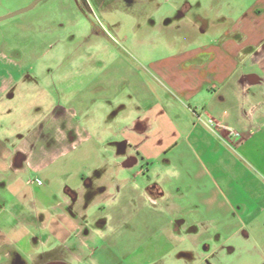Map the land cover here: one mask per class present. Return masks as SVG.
<instances>
[{
  "label": "rangeland",
  "instance_id": "1",
  "mask_svg": "<svg viewBox=\"0 0 264 264\" xmlns=\"http://www.w3.org/2000/svg\"><path fill=\"white\" fill-rule=\"evenodd\" d=\"M34 1L0 0V18L23 10ZM259 6L262 7L259 0H41L31 10L0 21V75L17 72L27 84L16 91L15 98H8L0 105V136L11 138L10 144L0 141V168L6 163L8 153L20 150H27L25 167H30L18 174L10 171L6 175L18 184L14 194L19 195L21 204L15 203L18 205L16 210L21 211L19 206H24L23 201L28 199L31 203L24 206L25 210L35 208L38 211L40 208L34 204L38 192L44 191L49 201L57 204L54 210L45 209L46 216L51 218L60 212L66 215L70 208L65 203L72 200L74 190L83 188L82 179L92 181L95 186L97 179L110 181L113 188L108 197L96 206L75 205L72 208L75 216L79 210L85 211L91 227L98 228L101 219L107 218V233L102 232L87 241V246L96 253L90 259L92 264H200L201 254L206 253L203 248L210 245L208 240L198 239L199 248L191 249L189 254L183 251V248L187 249L186 243H168L172 208L157 182H150L154 177L150 164L131 165L127 160L131 173L126 177L107 172L91 174L94 168L102 166L114 170L109 157L121 150H129L130 146L123 140L80 144L71 140L70 118L76 96L75 93L72 95V90L77 83L72 76L78 72L85 75L89 69L97 73L94 82L99 87L95 89L94 99L88 103V116L86 113L84 116L89 123L94 118L95 125L90 124V129L97 130L108 120L112 122L114 115L122 116L120 104L123 100L128 101L127 113L131 111V87L141 81L136 77L143 75L142 82L152 83L148 76L145 77L144 68L149 63L215 45L225 32L230 33L234 23L244 21L254 11L258 16ZM231 38L239 43L243 40L241 35ZM240 50L242 55L248 46L243 45ZM53 101L62 107L61 113L58 112L60 109L54 114L46 112ZM131 107L135 108L133 104ZM57 117L61 120L55 125L53 120H58ZM34 119L37 126L31 121ZM110 125L111 133L123 128L122 123ZM57 135L64 137V141L52 144L51 141L59 137ZM43 146L48 152L45 158L29 157L30 154L37 155ZM88 152L96 155L85 158ZM38 162L41 169L35 170L34 165ZM139 172L142 175H136ZM124 177L126 181L122 183L120 180ZM95 186L89 192L90 201L99 198V189ZM21 193L25 196L20 197ZM8 196V193L0 194V222L3 212L9 209L11 198ZM152 217L157 220L152 221ZM172 224L176 228L179 226ZM13 225L21 229L14 235H0V264H9L13 257L29 264L33 250L46 251L55 245L50 230L53 223L50 226L46 223L47 229L33 225L28 228L27 224L19 222ZM30 235L32 238L28 239ZM33 238L40 239L38 248H35ZM73 241L74 238H70L66 245ZM223 241L211 240L213 244ZM248 243L252 247L248 249L251 253L234 256L235 264L245 260L264 264V240L252 237ZM11 246L15 250L9 259H5V254L12 251L8 248ZM254 246L260 248L254 249ZM222 251L230 250L223 248ZM59 252L38 255L31 264L63 257ZM216 257L220 264L230 255ZM207 258L208 264H216L214 256Z\"/></svg>",
  "mask_w": 264,
  "mask_h": 264
},
{
  "label": "crops",
  "instance_id": "2",
  "mask_svg": "<svg viewBox=\"0 0 264 264\" xmlns=\"http://www.w3.org/2000/svg\"><path fill=\"white\" fill-rule=\"evenodd\" d=\"M259 1L262 5L258 7L259 15L256 16L254 11L244 21L234 23L230 33L225 32L215 45L149 63L144 68L145 77L148 76L153 84L142 82L143 75L136 77L141 81L131 87V111L127 113L128 101H120V113L123 114L119 117L114 115L112 122L114 125L122 123L123 128L115 132L111 133L112 122L109 120L97 130L90 129L94 118L90 123L84 120L88 103L94 99L95 89L99 87L94 82L97 73L89 69L85 75L78 72L72 76L77 83L72 90V95L75 93L76 96L72 101L74 110L70 118L71 140L77 144L123 140L125 145L130 146L129 150H121L109 157L114 170L102 166L94 168L91 174L107 172L126 177L131 173L127 160L131 165L150 164L149 169L154 176L150 182H157L166 193L168 206L172 208V219L168 221V243H186L187 249L183 248V251L189 254L191 249L196 251L199 248L198 239L208 240L210 245L203 248L206 253L201 254L200 264H208V255L214 256L213 261L218 264L216 256L227 254L230 257L222 259L220 264H235L234 256L251 253L248 250L252 248L248 245L249 238L264 240V0ZM233 35H241L242 43L234 41L231 38ZM243 45H247L248 50L241 55ZM18 75L17 72L0 75V105L8 98H15L21 86L27 87L22 75ZM45 110L47 113H61L62 107L53 101ZM54 119L55 125L61 120ZM31 121L34 126L38 125L35 119ZM10 140L8 136H0L1 142L10 144ZM63 141L64 137L59 136L51 143ZM16 152L8 153L6 163L0 168V194L8 193L11 198L9 209L3 212L0 222V235L7 237L21 229L13 225L14 222L27 224L28 228L33 225L43 229H47L46 223L49 226L53 223L50 230L55 245L46 251L33 250L29 264L36 256L56 250L63 257L46 263L92 264L90 259L96 253L87 246V241L102 232L107 233V218L99 221L102 226L91 227L85 211L79 210L75 216L72 208L75 205L96 206L108 197L113 184L97 179L100 195L90 201L89 192L95 184L82 179L83 188L74 190L72 200L65 203L70 208L66 211L67 217L63 212L51 218L46 216L45 209L54 210L57 204L49 201L44 191L38 192V200L34 204L40 208L38 211L34 207L26 211L24 206L28 207L31 203L26 199L24 206H19L21 212L16 210L18 205H15L20 203L19 195L14 194L18 184L6 175L10 171L18 174L30 167H25L27 150ZM47 153L44 147L35 156L29 153V157L45 158ZM95 155L88 152L84 156L91 158ZM34 169H41L40 162L34 165ZM136 175L142 174L139 172ZM125 177L120 180L122 183H125ZM162 190L159 189V192ZM24 196V193L20 194V197ZM153 220L157 218L152 217ZM172 223L179 226L176 228ZM70 238L74 241L67 246L66 241ZM216 238L224 241L213 244L211 240ZM39 240L33 238L35 248H38ZM8 248L12 251L5 254V259H9L15 250L12 246ZM223 248L230 251H222ZM21 263L28 264L24 260ZM242 264L254 263L245 260Z\"/></svg>",
  "mask_w": 264,
  "mask_h": 264
},
{
  "label": "water",
  "instance_id": "3",
  "mask_svg": "<svg viewBox=\"0 0 264 264\" xmlns=\"http://www.w3.org/2000/svg\"><path fill=\"white\" fill-rule=\"evenodd\" d=\"M39 1H41V0H36L30 6H28L27 8H25L23 10H20V11H17V12H14V13H11V14H9L7 16H4V17L0 18V21L6 20L8 18L17 16L19 14H22L24 12H27V11L31 10ZM46 264H66V263H63V262H49V263H46Z\"/></svg>",
  "mask_w": 264,
  "mask_h": 264
},
{
  "label": "flooded vegetation",
  "instance_id": "4",
  "mask_svg": "<svg viewBox=\"0 0 264 264\" xmlns=\"http://www.w3.org/2000/svg\"><path fill=\"white\" fill-rule=\"evenodd\" d=\"M44 263H46V262H44ZM44 263H41V264H44ZM9 264H23V263H21V261L18 258L13 257Z\"/></svg>",
  "mask_w": 264,
  "mask_h": 264
},
{
  "label": "built area",
  "instance_id": "5",
  "mask_svg": "<svg viewBox=\"0 0 264 264\" xmlns=\"http://www.w3.org/2000/svg\"><path fill=\"white\" fill-rule=\"evenodd\" d=\"M37 183H39V182H37Z\"/></svg>",
  "mask_w": 264,
  "mask_h": 264
}]
</instances>
